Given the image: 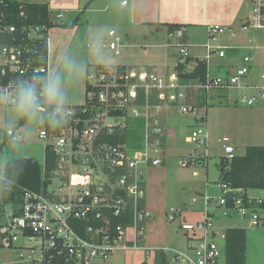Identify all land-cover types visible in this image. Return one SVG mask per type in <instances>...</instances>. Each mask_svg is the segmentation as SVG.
I'll return each mask as SVG.
<instances>
[{
  "label": "built area",
  "instance_id": "built-area-1",
  "mask_svg": "<svg viewBox=\"0 0 264 264\" xmlns=\"http://www.w3.org/2000/svg\"><path fill=\"white\" fill-rule=\"evenodd\" d=\"M256 2V0H254ZM264 0H259L255 10L259 20L264 22ZM22 12L20 17H24ZM59 18H64L61 13ZM255 21V20H254ZM257 21H255L256 23ZM251 23V21L249 22ZM254 23V24H255ZM261 26L260 24H256ZM26 31L29 38L39 37V28L22 29L15 25L0 23V77L10 73L34 76L49 74L48 66H33L36 59L32 48L16 39L7 42L8 35L18 30ZM225 30L209 26V37H216ZM23 33V32H22ZM186 30L174 31L177 43L170 47L180 48L179 63L188 58ZM109 35L114 41L108 48L120 55L123 45L121 37L112 30ZM207 75L204 81L196 79L191 83L180 82L177 76L167 78L147 69L97 65L87 69L86 101L80 106H66L72 110L69 121L62 127L45 128L39 136L56 155L54 169L48 173L42 168L43 186L40 191L23 189L19 194L7 180L5 168L0 170V208L10 207L5 224H0V249L15 248L22 260L31 264H97L106 261L115 250H143L150 258V251L144 244L145 224L152 217L146 207L145 168L160 166L164 162L166 146V116L170 107L178 106L183 113L195 111L200 106L189 104V90H201L207 95L213 91H229L233 88H256L259 95H244L241 101L253 106L258 98L264 99V85L257 86L251 81L241 84V79L251 78L255 58L244 57V65L236 73L225 76L212 75L208 60L213 48L207 44ZM221 58L226 53L221 50ZM12 76V75H11ZM176 80V82H172ZM264 81V72L260 75ZM0 84V94L5 95L4 103L15 104L13 82ZM202 121V117L198 118ZM188 141L207 143L208 132L199 125ZM6 137L22 141L21 129L8 130ZM225 152L232 159L234 148L227 146ZM185 166L204 165L203 156L191 155L183 162ZM225 191L231 189L221 185ZM206 209L204 218L195 224L186 221L180 224L188 234L200 231L193 240L190 251H174L168 264H221L223 250L218 239L225 242L224 230L219 233L212 229L211 214L208 210L210 197H204ZM252 201L237 198L233 206L228 205L225 196L220 205L226 213L245 216L252 211V225L259 226L261 218L252 209ZM261 204V202H260ZM169 219L174 220L172 209ZM84 233L86 237H83ZM165 253L164 250H158ZM224 261L226 251L224 245Z\"/></svg>",
  "mask_w": 264,
  "mask_h": 264
},
{
  "label": "rangeland",
  "instance_id": "rangeland-1",
  "mask_svg": "<svg viewBox=\"0 0 264 264\" xmlns=\"http://www.w3.org/2000/svg\"><path fill=\"white\" fill-rule=\"evenodd\" d=\"M181 1L183 0H175L173 11L188 22L187 55L206 59V46L209 44L213 48L208 60L209 70L212 75L219 76H225L229 71L236 73L244 65V57L253 56L255 61L251 78L241 79V84L246 85L247 81H251L257 86L264 85V81L260 79L264 72V22L259 20L255 11L259 0H212L211 20H208L211 7L208 8L207 0H195V3ZM51 18L55 25L49 31V44L51 47L55 46V55L51 59V66L48 64V71L49 74H59L61 77L66 106L83 105L86 101L88 60L93 66L100 62L108 66H133L135 69H148L156 65L159 72L165 74L172 71L181 58H184L180 48L167 46L177 43V37L171 35L166 28L160 31L137 29L128 35L118 30L117 34L124 44L118 56L104 47V33L97 36V41H91L88 47L86 28L78 27V31L64 32V28H72L68 25L69 19L58 20L55 14H51ZM206 25L219 26L225 32L213 40L209 37ZM59 40L62 41L61 46L58 45ZM221 50L226 53L223 58L219 56ZM65 56L72 62V66L65 65ZM195 63L190 64L189 71L194 70ZM244 95L258 96L259 90L245 87L226 92L213 91L209 94L211 98L208 106L188 113H183L178 106L169 108L165 123L175 135L167 136L165 162L158 167H146L144 175L146 207L152 214L145 224L144 240L150 251V258H147V252L143 250H115L106 261H98L97 264H155L158 250H164L172 262L174 251H190L193 240L188 241V237H198L202 233L198 231L196 235L193 232L185 234L180 224L184 221L195 224L203 220L205 196L211 198L207 208L214 231L221 233L228 228H243L247 230L250 243H257L258 238L264 236L263 206L259 205L255 211L261 217L260 225L253 226L251 210L245 216L238 213L228 215L227 208L220 205L223 189L219 165L223 157H229L225 148L231 146L234 148L233 156H243L248 147L264 146V99L259 97L256 104L249 106L241 101ZM4 101L5 95H2L0 144L4 146L0 155V170L8 162L23 158H32L43 168L47 141L39 134L45 128V122L27 120L21 125V117L15 112V104ZM196 117L204 119L200 121ZM199 125L208 132L207 143H200L196 139L187 140ZM17 128L22 130L24 139L9 140L6 132ZM191 155L203 156L205 164L185 166L183 162ZM248 193L252 199L262 198L264 201V190L250 189ZM172 209L176 212L174 220H170L168 215ZM9 211V206L0 208V224H5L6 213ZM217 241L223 250L221 264H225V242L218 238ZM0 264L31 263L20 259L15 248L4 247L0 249Z\"/></svg>",
  "mask_w": 264,
  "mask_h": 264
},
{
  "label": "trees",
  "instance_id": "trees-1",
  "mask_svg": "<svg viewBox=\"0 0 264 264\" xmlns=\"http://www.w3.org/2000/svg\"><path fill=\"white\" fill-rule=\"evenodd\" d=\"M24 17H20L21 13ZM264 15V10L262 11ZM80 16H77L71 24V27L78 25ZM0 23L15 25L18 28L35 27L39 28V37L29 38L26 31L20 29L14 35H8L7 42L16 39L17 43H23L32 48V55L37 60L33 66H48V38L49 31L54 27L51 21L50 9L47 4L20 2L17 0H0ZM170 32L186 27L181 24H165ZM23 32V33H22ZM195 63L193 72H185V66ZM121 69L126 67L121 66ZM178 77L184 83L194 82L196 79L204 81L207 75V62L204 59L188 57L184 64L179 63L176 66ZM26 75L20 73H10L8 77L1 78L0 84H5L10 78L26 79ZM12 75V76H11ZM87 90V88H86ZM189 104L194 106L206 107L207 95L201 90H189ZM204 117H202V120ZM28 119L21 118L20 124L23 125ZM4 144H0V155L3 152ZM45 164L47 172L50 173L56 163V155L48 146L45 149ZM221 185H227L231 190L225 191L224 195L228 200V205L233 206L237 198L248 202V190H264V146H251L247 148L243 156H234L232 159L223 157L220 165ZM5 174L7 180L19 194L21 190L40 191L43 184L42 168L38 161L32 158H23L12 160L6 164ZM264 207V201L261 202ZM226 263L225 264H247L248 237L247 230L243 228H228L224 230ZM86 237L84 233H81ZM156 264H168V257L165 253H159L156 256ZM145 264V263H144Z\"/></svg>",
  "mask_w": 264,
  "mask_h": 264
},
{
  "label": "crops",
  "instance_id": "crops-1",
  "mask_svg": "<svg viewBox=\"0 0 264 264\" xmlns=\"http://www.w3.org/2000/svg\"><path fill=\"white\" fill-rule=\"evenodd\" d=\"M17 1L47 4L50 9V16L51 14H55L58 20H62V19L68 20L69 19L70 23H68V25H71L74 19L77 16H80V21L78 25L74 26L75 28L74 27L67 28V29L64 28L63 30L64 32H70V31H78L79 30L78 27L86 28L87 33H88V47H89V43L91 41H97L96 40L97 36H99L102 33H104V40H106L105 41L106 43L108 41H109L108 43H111L112 41H114V37H111L109 35L110 31L112 30H114L116 33H118V30H121L122 32H125L126 35H128L129 33L137 29L138 30L155 29V30L160 31L161 29L166 28L169 31V27L165 26V24L187 25L186 27H183V28L186 30L184 40L186 43H188L187 42V32H188L187 23L188 22H186L187 21L186 18L185 19L179 18L180 15L178 12L175 13L173 11V8L176 4L175 0H129L128 2L127 0H17ZM188 1L189 3L191 2L195 3V0H188ZM207 1H208V8L211 7L210 13L208 12V20H211L213 19V15H212L213 6H211L212 0H207ZM181 2L183 3L184 0ZM61 13L64 14V18L62 19L59 18V15ZM51 21H52V18H51ZM54 23L55 22H53V24ZM113 26H115L116 28H113ZM209 26L206 25L207 30ZM169 33L171 35H174V32L169 31ZM49 42L50 40L48 38V43ZM106 43H104L105 48L108 47ZM61 44H62V41L59 40L58 45L61 46ZM167 46L170 48L169 44ZM54 51H55V46L51 47V45L48 44V64L50 63V66H51V59L55 55ZM178 64L179 62L173 67L172 71L170 72L167 71V73L165 74L159 72L156 65L150 66L147 70H149L150 72H157L162 76L171 78V77L177 76L178 72L176 70V66ZM98 65H106V64H104L103 62H100L98 63ZM92 66L93 65L88 60L87 69ZM121 66H124L126 68L128 67L130 69L134 68L133 66L119 65V67ZM189 66L190 64L185 66V70H184L185 72L190 73L194 71V70L189 71L188 70ZM173 81L176 82V80L172 79V82ZM68 106L73 107V106H80V105H68ZM196 120H198L197 117H196ZM169 135H175V134L174 132L172 133V130H169L167 128V136ZM167 136H166L165 149L167 147ZM164 162H165V157H164ZM247 194H248L249 200L253 202L252 209L257 211V208L260 205V202L263 201V199L262 198L252 199L249 196L248 192ZM223 195H224V192L222 194V197ZM247 264H264V236L258 238L257 243H250L248 239Z\"/></svg>",
  "mask_w": 264,
  "mask_h": 264
},
{
  "label": "clouds",
  "instance_id": "clouds-1",
  "mask_svg": "<svg viewBox=\"0 0 264 264\" xmlns=\"http://www.w3.org/2000/svg\"><path fill=\"white\" fill-rule=\"evenodd\" d=\"M66 66L72 62L64 58ZM15 112L33 122H47L51 127H62L72 115L66 107V95L59 74L36 75L32 79L13 82ZM3 94H0L2 98Z\"/></svg>",
  "mask_w": 264,
  "mask_h": 264
}]
</instances>
